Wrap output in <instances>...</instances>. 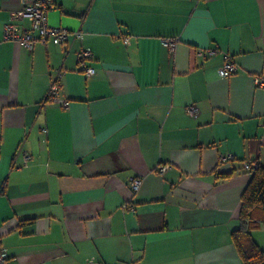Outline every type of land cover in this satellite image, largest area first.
<instances>
[{"label": "crops", "instance_id": "1", "mask_svg": "<svg viewBox=\"0 0 264 264\" xmlns=\"http://www.w3.org/2000/svg\"><path fill=\"white\" fill-rule=\"evenodd\" d=\"M51 1L48 23L81 36L29 50L3 37L29 26L11 19L20 1L0 0L4 264H242L244 164L264 165V0ZM55 78L66 108L46 99ZM252 236L264 249V226Z\"/></svg>", "mask_w": 264, "mask_h": 264}, {"label": "built area", "instance_id": "2", "mask_svg": "<svg viewBox=\"0 0 264 264\" xmlns=\"http://www.w3.org/2000/svg\"><path fill=\"white\" fill-rule=\"evenodd\" d=\"M21 7L19 10L15 11L11 19L13 20H27L29 22V26L20 27L15 22L10 21L4 25L3 29V37L5 40L14 41L22 45L27 49H32L36 43L47 45L48 43L53 44H62L68 40L70 35L75 37H80V31L71 32L68 29L61 26L50 25L47 20V13L49 9L52 7L51 0H19ZM15 20V21H16ZM128 41V39H125ZM175 38H165L163 40V44L169 50L173 51L176 45ZM208 54H213L215 52L214 49H208L206 51ZM93 58V53L90 48L84 47L78 53V64L83 68V71L86 75L93 74L95 69L91 67L89 62ZM237 65L230 59L229 56L225 57L224 62L219 67V73L222 76H229L237 71ZM255 83L257 86H264V78L256 77ZM48 101H51L62 108H66L70 104V100L64 98L60 94V83L58 79H53L50 83L49 90L47 93ZM187 112L191 115H197V108L195 105H188ZM25 158H28V155H24ZM231 155H221L219 160L226 161L231 159ZM257 167L256 162H246L244 164V169L248 171H253ZM166 167H160V170L164 171ZM131 186L134 190H137L139 185L141 184L140 178H131L130 180ZM6 254L0 251V264H4L6 261ZM132 264H140L138 262Z\"/></svg>", "mask_w": 264, "mask_h": 264}, {"label": "trees", "instance_id": "3", "mask_svg": "<svg viewBox=\"0 0 264 264\" xmlns=\"http://www.w3.org/2000/svg\"><path fill=\"white\" fill-rule=\"evenodd\" d=\"M250 171V180L241 195L238 226L231 237L242 264H264V249L255 241L252 232L264 226V165Z\"/></svg>", "mask_w": 264, "mask_h": 264}]
</instances>
